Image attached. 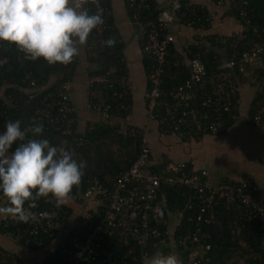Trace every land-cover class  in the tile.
Listing matches in <instances>:
<instances>
[{"label":"built area","instance_id":"built-area-1","mask_svg":"<svg viewBox=\"0 0 264 264\" xmlns=\"http://www.w3.org/2000/svg\"><path fill=\"white\" fill-rule=\"evenodd\" d=\"M133 18L137 25L143 26L139 15L143 11H152L151 0H127ZM233 0L231 7L235 6ZM223 0H217L221 5ZM239 15L245 24L250 25L247 12L243 6L247 0H239ZM102 8L104 23L93 30L88 38L90 48H105L103 42L112 30L109 20V9ZM96 7V8H97ZM93 11V13L96 11ZM203 6L191 0H171L167 9L159 7L158 19L152 22L146 30V40L143 50L154 58L149 72V88L147 94V122L145 126L133 127V135L140 141V154L129 169L121 172L112 188L89 180L85 191L86 197L96 198L103 206V220L96 227L86 219V237L81 239L78 229L68 230L67 239L62 242L54 257L61 264H108V257L98 252L99 240L103 237V228L110 233L118 234L124 239H141L143 242L161 241L168 243L171 231L168 219L165 218V205L159 198L162 186L191 191L193 202L187 206L197 213L194 230L186 238V243L193 248V264L208 262L211 245L208 240L211 234L206 225L216 222V208L223 203L232 211L236 220L232 233L239 239L249 224L257 221L264 237V193L251 177L240 181L227 178L213 182L211 174L206 169H198L190 162H169L163 168L156 169L151 163L149 134L155 127L162 134L175 133L180 139H191L202 134H219L228 128L238 117L241 106V89L243 85L253 86L261 94V108L255 115L247 117L249 123H259L264 126V72L260 69L264 59V45L255 43L253 47L240 55L227 57L215 71L210 72L199 54L192 53L189 46L196 43L210 45L211 34L205 30V22L209 19L197 15ZM205 20V22H204ZM201 30L204 41L185 44L182 48L181 60L170 62L167 54L170 44L176 41L175 25ZM246 36L243 31L230 36H224L220 41L227 46L239 44ZM187 64L190 77L182 83L168 86L164 81L166 67L172 64L180 67ZM115 72V71H114ZM109 72L102 77L89 81L90 100L88 107L105 119L112 117L129 119L132 106L128 100L131 97L132 86L126 68H120L115 73ZM32 84H34L32 82ZM35 122L42 124L43 129L62 134L74 133L78 125V110L71 98L69 80H61L53 85L49 94L37 107ZM78 144L88 141V138L76 136ZM3 196L0 195V200ZM64 203H53L52 210L39 211L32 227L28 229L25 241L27 247L41 248L45 238H53L68 218ZM189 219H192L189 216ZM161 225L166 226L162 229ZM169 252H174L173 248ZM168 252V253H169ZM65 257V258H63ZM197 258V259H196ZM0 264H22L19 257L0 248ZM111 264H119L113 261ZM122 264H126L122 260Z\"/></svg>","mask_w":264,"mask_h":264},{"label":"trees","instance_id":"trees-1","mask_svg":"<svg viewBox=\"0 0 264 264\" xmlns=\"http://www.w3.org/2000/svg\"><path fill=\"white\" fill-rule=\"evenodd\" d=\"M85 3L90 7L91 13L99 5L110 6L106 0H98V3L97 0H85ZM151 3L152 11H143L139 15L143 24L140 29H148L149 25L158 19L159 7L154 0H151ZM239 7H242V4L239 3V0H236L235 6L230 9L231 14L238 18H240ZM243 7L247 12V19L250 25L247 26L244 22L245 20L240 18L244 26L243 33L246 37L239 41V44L227 46L226 48L225 44L220 41L224 36L211 34L210 45L194 43L189 46L192 53L199 54L210 72L215 71L218 65L227 57L233 54L240 55L251 49L255 43L259 42L264 45V0H247V4ZM197 15L209 19L207 22L204 20V22L205 30H210L212 28V16L207 10L205 8H199ZM115 34L116 30L112 25L111 36L109 33L106 35V38L111 37L116 40V44L113 47L96 49L90 48L88 42L86 44L90 49V60L99 63V68L91 73L97 75L96 78L108 74L112 71L111 69H114L116 72L120 68H126L124 66V43ZM143 43H145L144 40ZM175 44L176 41L170 44V50L167 54L170 62L175 61L177 58L182 61L180 57H183V52L179 51L180 53H178ZM143 63L145 68H151L154 63L153 57L144 56ZM77 65V57L67 65L60 64L59 62L49 64L43 59L29 60L25 58L24 53L14 44L0 41V89L3 88L4 92L3 96L0 97V131L4 130L6 121L19 119L22 122V128L28 129L27 138H33L31 126L35 111L40 105V102L49 94L53 85H56L61 80L70 79ZM260 69L264 72V59L262 60ZM189 77L190 71L187 64L183 63L180 67H174L170 64L166 67L164 81L168 86H173L182 83ZM261 98V94L257 92V96L252 102L251 115L259 112ZM128 102H130V99ZM112 119H119V117H112L108 120L102 118L100 122L89 126L84 133H80L77 127L73 135L62 134L47 129L43 130L38 137H35L46 138L52 144L67 141L68 145L75 150L77 154L76 158L78 160L83 159L87 162L81 183L79 186L73 188L68 197L72 204H63L68 212V218L77 206L83 205L89 199H96L85 196L89 180H93L105 188H112L117 181L118 175L129 169L140 154L141 143L133 135L132 130L134 126H139L128 125L126 129L121 130L119 125L117 126L116 123H111ZM262 120L264 122V112L262 113ZM76 136L88 138V141L83 144H78L74 140ZM15 146H13V149ZM166 164L158 166L152 164V166L160 169ZM159 196L165 205L166 219H168L170 213H179L181 216L180 223L174 229L173 235H169V239L167 240L169 243V241L171 242L170 239H172L173 246H169L168 243L159 240L153 241L154 244H150L149 241L144 243V238L128 239L125 241L120 237L108 235L103 230V237L99 240L98 252L111 259V261H108V264H111L113 261L122 264V260L126 264H142L143 255L152 256L157 251L166 254L172 248L174 252L182 257L184 264H193V248L186 243V238L195 227V219L193 216L195 217L197 214V211L187 209L188 204L194 200L192 192L185 189L162 186ZM54 202L55 199L51 196L48 198H40L37 201L36 207L29 208L26 203L25 208L36 217L39 211L52 210ZM98 204L99 211L97 213H89L90 216L85 218L83 215H80L82 220L86 219L89 224L95 227L104 218L103 206H101L100 202ZM215 213L216 222L205 226L206 230L211 234V238L208 240L211 245L209 252L210 259L208 262L203 260L200 264H238L239 262L243 264H264V237L260 229V224L257 221L249 224L239 239L232 233V228L236 220L235 214L227 210L221 202L218 204ZM189 216L192 219H189ZM33 221L20 222L7 217L0 222V231L4 233L11 232L17 235L20 237L21 243L25 245L28 229L32 227ZM161 227L162 229L167 228L164 225H161ZM76 229L79 230L80 237L84 240L87 231L83 221ZM41 237L43 238L44 244L52 239L45 238L43 235ZM56 253L57 248L41 264H61L58 257H54Z\"/></svg>","mask_w":264,"mask_h":264},{"label":"crops","instance_id":"crops-1","mask_svg":"<svg viewBox=\"0 0 264 264\" xmlns=\"http://www.w3.org/2000/svg\"><path fill=\"white\" fill-rule=\"evenodd\" d=\"M109 3V20L116 30V34L124 43V66L129 74V82L132 86L130 103L132 106L131 123L139 127L147 122V94L149 88V72L151 68H145L144 56H150L143 50L147 29H140L135 22L127 0H106ZM158 7L167 9L171 0H154ZM203 6L212 16V28L207 34H219L230 36L244 30L241 19L230 12L233 0H223L221 5L217 0H191ZM90 13V7L85 0H78ZM176 44L178 53L182 52L185 44L194 43L205 36L204 32L192 29L184 25H175ZM87 45L80 46L77 56L78 65L71 76V98L78 110L77 130L80 133L102 119L100 114L88 107L90 89L88 82L96 78L91 74L99 68L98 62L90 60V52ZM152 57V56H151ZM182 59V57H180ZM154 60V58H153ZM176 60H179L178 58ZM153 65V64H152ZM152 67V66H151ZM115 71L114 69H111ZM118 71V70H117ZM113 73V72H112ZM50 84V83H49ZM52 84V83H51ZM54 84V83H53ZM3 88L0 89V97L3 96ZM257 96L256 89L249 85H243L241 89V106L236 120L219 134H202L191 139H180L175 133L162 134L155 124L149 134L151 160L153 165H161L169 162H190L198 169H206L210 172L213 182H219L223 178L232 181H240L245 177H251L264 193V126L259 123H249L247 117L251 115L252 102ZM136 97L139 98L136 101ZM136 102H140L136 109ZM63 203L72 204L67 198ZM97 199H89L83 205L77 206L70 217L62 224L56 235L41 248L27 247L21 243L20 237L11 232L0 231V248L16 254L22 264H41L43 260L55 251L58 246L67 239V232L81 225L82 218L89 217L92 212L99 211ZM7 200H0V207L6 206ZM7 218L0 215V222ZM181 220L179 213L168 215V228H175V221ZM174 226L173 228H171ZM103 230L108 235L124 237ZM172 233V231H171ZM127 241L128 239H124ZM157 253H160L157 251ZM150 257V256H149ZM147 255H143L142 264H145Z\"/></svg>","mask_w":264,"mask_h":264},{"label":"clouds","instance_id":"clouds-1","mask_svg":"<svg viewBox=\"0 0 264 264\" xmlns=\"http://www.w3.org/2000/svg\"><path fill=\"white\" fill-rule=\"evenodd\" d=\"M103 23L102 8L90 13L78 0H0V41L14 44L29 60L71 63ZM103 43L113 47L116 40L110 37ZM43 130L33 120V138H27L28 129L16 119L6 121L0 131V195L7 200L0 215L20 222L35 220L26 203L34 208L40 198L50 196L57 204L63 203L81 183L87 162L76 158L67 141L52 144L46 138H35ZM145 264L184 261L176 252L155 253Z\"/></svg>","mask_w":264,"mask_h":264},{"label":"rangeland","instance_id":"rangeland-1","mask_svg":"<svg viewBox=\"0 0 264 264\" xmlns=\"http://www.w3.org/2000/svg\"><path fill=\"white\" fill-rule=\"evenodd\" d=\"M201 41H204V39L202 38L201 39ZM88 84H89V82H88ZM139 100V98L138 97H136V101H138ZM139 104H140V102L138 103V102H136V109H138L139 108ZM132 115V114H131ZM111 123H116V125L118 126H120V128H121V130H124V129H126L127 127H128V125H134V124H132L131 123V116H130V118L129 119H127V118H119V119H112L111 120ZM178 224V221L176 220L175 222H174V224ZM180 223V222H179ZM174 226H172L171 228H173ZM175 227H177V225H175ZM174 229L175 228H173V229H171V231H172V234H171V236L173 235V231H174ZM171 240V242L169 241V246H173V243H172V239H170ZM147 257H149V256H147ZM238 264H243L242 262H239Z\"/></svg>","mask_w":264,"mask_h":264}]
</instances>
